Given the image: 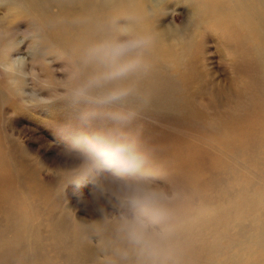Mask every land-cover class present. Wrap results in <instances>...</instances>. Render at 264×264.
Instances as JSON below:
<instances>
[{"label":"rangeland","instance_id":"374dc122","mask_svg":"<svg viewBox=\"0 0 264 264\" xmlns=\"http://www.w3.org/2000/svg\"><path fill=\"white\" fill-rule=\"evenodd\" d=\"M5 1L10 0H0V66L11 65L17 57L25 63L15 72L0 70V198L9 201L11 214L18 219L8 234L13 242L1 244L0 264H146L141 259L148 258L129 247L119 231L122 209L96 191L111 172L96 169L85 175L81 169V152L89 143L135 145L142 171L171 197L173 222L190 220V229L173 234L162 249L172 259H179V264L223 261L227 243L238 239L236 222L249 223V218H236L239 206H244V213L262 207L255 198L256 192H264V50L259 41H253L245 26L203 24L185 66L165 68L143 53L127 30L125 15L117 13L110 20L90 8L88 19L79 11L58 13L52 8V14L60 15L54 25L61 30L60 42L83 51L78 53L69 44L73 49L69 56L67 44L63 48L53 44L55 39L28 16L6 20L10 14ZM163 8L157 25L175 29L189 25L183 4L167 0ZM99 38L102 44L136 43L122 56L125 60L119 58L118 63L126 66L121 75L108 76L111 68L104 63L82 62L101 45ZM161 76L176 83L172 99L164 106L143 104L134 86L161 89ZM229 195L231 222L226 213L215 228L193 218L202 207L207 212L219 205L225 212ZM246 195L249 199L239 204ZM100 222L111 238L104 255L98 254ZM26 223L35 228L29 237L23 234ZM229 224L232 232L230 227L226 233ZM72 232L80 233V238L69 239ZM65 234L69 241H63ZM37 238L41 246L34 256ZM218 243L222 256L217 254ZM88 248L96 250L89 259ZM153 257L162 260L168 255Z\"/></svg>","mask_w":264,"mask_h":264},{"label":"bare ground","instance_id":"6f19581e","mask_svg":"<svg viewBox=\"0 0 264 264\" xmlns=\"http://www.w3.org/2000/svg\"><path fill=\"white\" fill-rule=\"evenodd\" d=\"M13 1L11 0L5 1L6 2L5 6L7 7L6 11L7 13L10 14V19L7 18V16H4L6 20L13 21L15 17H19L23 15L28 16L32 21L39 23V25L36 26L38 27L39 30L46 33V35H49V37L55 39V41L52 40L53 44H56V42L60 43L59 45L58 44L57 45L58 46L62 45L61 48H63V46H66V44H67L66 47L68 48V45L70 43L67 41L65 42L62 41L63 43L60 42L61 37L58 38L59 35H57L58 29L57 30L54 29L56 26L55 23H57L56 20L58 17H60V15L52 14L50 12L52 8H57L58 13L62 11H73L75 14L76 11H79L82 13V15L85 16V18L88 19L91 17L90 14L91 10L99 14L101 13L102 18H106L110 20L113 18V15L117 13L123 14V16L125 15V18L128 21L127 30L130 33H132V35H135V38H137L136 41L145 50L143 53L146 52L149 59L157 60L163 63L165 68L185 66V62L187 61L186 58L189 57L188 54L191 51L194 42H196L195 37H198L196 36L197 33L196 31L199 30L203 24L209 25L213 23L212 25L214 24L217 25V23L220 22H227L231 24H236L237 26H245L248 34L252 35V38L255 39L253 41L255 43L256 41L257 42L259 41L258 47L264 50V0H175L176 3L178 4L181 3L186 7V9L188 10L187 13L189 18V25H185L183 26V28H178V29L168 28L166 26H163V24L162 25L156 24V19L161 14H163V10L165 9L163 7L165 1L167 0H16V3H14ZM92 26H94V24H91L90 27ZM105 28L102 29L105 30ZM59 31L61 32L60 29L58 30V32ZM99 39L100 42L101 38ZM96 43L93 42L92 45L93 48L96 47ZM100 44H102V42H100ZM74 45H72V47ZM78 47H75L79 50L78 53L83 52L79 49L80 47L79 48ZM68 49H67V53L68 52L70 53L69 56L73 55L71 54V52H73V49H71L72 51L71 50L69 51ZM74 56L76 57V55ZM82 59H83L82 62L84 63L87 62L95 63V66L96 64L98 65L102 64L98 59H96L93 56V54L86 55L85 57L83 56ZM123 59L125 60L126 58L124 57ZM80 63L81 62H79V64ZM132 67H136V66L132 65ZM137 67L139 68L140 66L138 65ZM101 68L102 67H100V69ZM171 78L174 77L172 76ZM158 79L160 80L158 84L164 85V87H162L161 89H159V87H152V86H148L146 88H139L134 86L135 91L138 92L136 94H141L140 96H142V100L144 101L143 104H146L151 107L164 106L165 104H168L172 99L173 92H175L174 90L176 88V83L174 82V80L169 79V76H161ZM218 187H220V185ZM263 190H264V185H263ZM228 198H229L228 201L225 200L227 201L225 203L226 206L225 212L223 209L224 207H220L219 205L213 206L211 211H207V212H206V207H202L200 208V210H197L194 215L192 214L193 218L194 219L197 218L201 220L200 223L202 224L206 222L207 223L210 222V226L215 228L218 219L223 216L221 214L226 213L228 221L231 222L230 218H232V215L234 217V214H232V208L230 206L229 207L227 206L228 204L231 203L230 195ZM255 198L258 199L257 201L259 202V204L262 205V207H259L258 209L252 207L250 210H247L244 213L243 212L244 206L241 205L239 206L238 208L239 210L236 212L237 213L236 218L237 219L249 218L248 226L242 225L243 223H241V221L236 222L235 226L238 228V231L236 233L238 235V239L237 240L234 239V241L230 240L229 243H227L229 249L226 250L225 254L223 255L225 260L223 259L222 261L220 259V261L215 262V264H224V263L227 264L228 262H230L231 264H264V192H260V191H258V193L256 192ZM247 199H249L248 195L241 198L239 204L247 201ZM8 203L9 201H4L2 200V198H0V214H1L0 215L1 216L0 217V248H1V244L3 243H6V245H10L13 242L12 241L13 239L8 238V234L14 230L15 221L18 220L17 218H14L15 215L11 214V210L13 207H9V205H7ZM238 214L240 215L238 216ZM189 221L190 220L188 219L179 218L178 220L173 222L175 225L174 235H176L177 233L180 234L185 230H189L190 229V227H188L190 224ZM29 225H27V223L26 225H24L23 234H26V237H29V233H33L35 231V228L30 227ZM97 226L98 227L96 229V232L98 233V237L100 239L99 249L100 251H102V252L98 251L99 252L98 254H102V253L103 255L108 254L109 252L107 251V249H108V245L110 244L109 241L111 239L110 236L108 235L109 234L108 228L101 222L97 223ZM229 228L232 232V224H229L226 233L230 232ZM53 230H54V226H53ZM36 233L38 232L36 231ZM66 234H65V238L63 237L64 238L63 241H69V239L71 238L76 241L81 236L80 233L72 232L71 234H67L68 236L70 235L69 239H67ZM51 235H52L51 240L53 241V243H55V240H57V231L53 232ZM230 239H232V233ZM219 241L222 242L221 240ZM39 242L40 241L38 238L35 239V241L33 242L35 246L33 247L31 253L34 256L39 252L38 248H40L39 246H41ZM77 243L80 244L82 242H77ZM217 246L220 248L217 254L222 256L221 243H218ZM129 247L132 246L129 244ZM88 249H89L88 252V259H89L91 257V253L96 252V250H94L93 248H88ZM122 249H123V245H122ZM162 249L158 253H163L164 256L167 254L168 255L167 259L163 258L164 260L162 259L163 260L162 261V260H157L156 257L153 256H151V258H149V256H145L146 258H148V260L142 258L141 261L146 264L148 263L158 264L159 262H162L163 264H170V263L179 264L180 261L179 259L177 258L172 259L171 254L169 255L168 252H166V250H162ZM124 250L126 249L124 248ZM223 250H225V248H223ZM127 252L128 251L126 250L125 253ZM40 253L42 252L40 251ZM123 253L124 252H121L120 254ZM250 254L252 256H250ZM157 261L159 262L156 263ZM135 264H140V263L139 261L138 262L136 261Z\"/></svg>","mask_w":264,"mask_h":264},{"label":"clouds","instance_id":"9594fccd","mask_svg":"<svg viewBox=\"0 0 264 264\" xmlns=\"http://www.w3.org/2000/svg\"><path fill=\"white\" fill-rule=\"evenodd\" d=\"M134 44L130 42H105L93 49V56L108 65L110 77L121 75L126 66L118 61ZM25 63L24 58L13 59L11 65L0 70L15 72ZM81 169L85 175L93 170L111 172L107 183H98L96 191L101 196L114 199L122 209L119 231L127 242L141 255L155 256L172 238L175 225L168 207L171 197L162 188L154 186L142 171V158L135 145L116 143L98 145L89 143L81 152Z\"/></svg>","mask_w":264,"mask_h":264}]
</instances>
